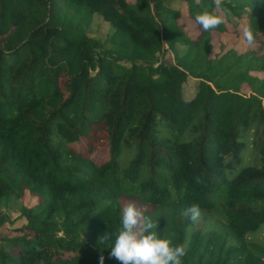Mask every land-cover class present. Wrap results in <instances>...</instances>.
<instances>
[{
    "label": "trees",
    "instance_id": "16d2710c",
    "mask_svg": "<svg viewBox=\"0 0 264 264\" xmlns=\"http://www.w3.org/2000/svg\"><path fill=\"white\" fill-rule=\"evenodd\" d=\"M188 1L193 20L214 11ZM246 3L260 44L213 55L212 31L191 37L163 0H0V225L13 207L30 231L3 237L0 264H99L101 250L118 264L115 236L99 238L132 201L187 241L182 264H264V0ZM222 4L239 17L245 2ZM94 13L105 42L83 28ZM99 135L106 159L71 146Z\"/></svg>",
    "mask_w": 264,
    "mask_h": 264
},
{
    "label": "rangeland",
    "instance_id": "374dc122",
    "mask_svg": "<svg viewBox=\"0 0 264 264\" xmlns=\"http://www.w3.org/2000/svg\"><path fill=\"white\" fill-rule=\"evenodd\" d=\"M135 1V0H128ZM244 10L240 12V16H236L231 9L225 7L226 5L222 4V7L219 9H215L213 6V10L216 11L219 15L224 17L225 29L223 31L214 30L212 31V35L210 38V42L213 43V47L211 49V54H218L220 52L225 51L227 48L234 47L239 52L246 50L247 48L257 47L260 43L256 41L255 45L248 46L247 42L242 39V28L243 26L248 24V16L246 11H248V4L246 3L249 0H243ZM165 8H167V12L173 13L175 9L179 10L178 21L183 26L185 32L191 37H195L198 33V28L196 27L195 21L188 16V0H163ZM225 2L233 3V0H225ZM85 32L87 35L98 38L101 41H106L107 36L111 32V25L108 21H106L101 15L94 13L91 17L89 24L84 26ZM262 38V37H261ZM223 45V46H222ZM184 47L181 45L179 47V51L183 52ZM264 51V41L262 50ZM170 58V57H169ZM172 59V56H171ZM259 77L264 75V70L254 71ZM197 79L191 75H188V79L183 83L182 86V96L185 98H190L193 96L196 88ZM241 90L248 94L250 92L247 84L244 83L241 86ZM264 100V98H263ZM264 104V103H263ZM71 146L74 150L82 153L84 156H87L95 161H99L101 159H106L109 156L106 147V140L103 136L99 135L92 140V138H88L86 136H81L78 140L71 143ZM36 202V197L30 195L27 191L25 192V196L23 198V203L27 205H31ZM9 214V219L0 225V243H5L3 237L12 236L16 234H21L23 231H29L24 227L26 219L19 214L15 208H7ZM199 221L197 222L200 224ZM30 232V231H29ZM249 238L251 236H248ZM259 239H264V230H260L255 236ZM9 248V247H8ZM11 250L16 249V245H10ZM66 254H71V252H66Z\"/></svg>",
    "mask_w": 264,
    "mask_h": 264
},
{
    "label": "clouds",
    "instance_id": "9594fccd",
    "mask_svg": "<svg viewBox=\"0 0 264 264\" xmlns=\"http://www.w3.org/2000/svg\"><path fill=\"white\" fill-rule=\"evenodd\" d=\"M199 5L201 0H194ZM215 9L222 7V0H213ZM195 24L203 31L211 32L224 23V17L216 11L203 10L194 16ZM242 39L248 46L256 43V35L251 25L242 28ZM182 215L188 217L194 224L201 217L198 204H192ZM121 226L112 233H106L99 238L101 244L115 236L111 245L109 258L118 264H182V258L187 254V241L179 245H171L170 240L161 238L156 231L158 221L154 222L145 215L144 209L135 201L124 204L121 213ZM105 257L99 256V264H104Z\"/></svg>",
    "mask_w": 264,
    "mask_h": 264
},
{
    "label": "crops",
    "instance_id": "0c3cea01",
    "mask_svg": "<svg viewBox=\"0 0 264 264\" xmlns=\"http://www.w3.org/2000/svg\"><path fill=\"white\" fill-rule=\"evenodd\" d=\"M171 58H169V60H170Z\"/></svg>",
    "mask_w": 264,
    "mask_h": 264
}]
</instances>
